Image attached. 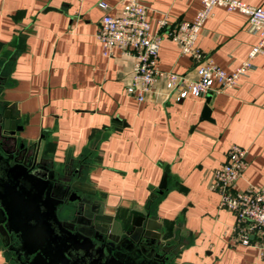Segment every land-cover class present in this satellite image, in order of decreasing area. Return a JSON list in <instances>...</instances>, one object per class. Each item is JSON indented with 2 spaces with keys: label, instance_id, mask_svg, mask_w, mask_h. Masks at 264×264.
<instances>
[{
  "label": "crops",
  "instance_id": "obj_1",
  "mask_svg": "<svg viewBox=\"0 0 264 264\" xmlns=\"http://www.w3.org/2000/svg\"><path fill=\"white\" fill-rule=\"evenodd\" d=\"M100 1L121 15L124 0H0V104L19 117L24 144L76 184L100 223L130 227L156 217L164 241L180 249L175 264H264L257 249L236 240L235 217L219 209L211 189L234 144L247 149L248 162L237 188L264 185V55L235 89L178 101L160 78L140 102L127 91L132 58L104 52L96 37ZM240 1L264 9V0ZM144 3L153 32L159 20L171 30L201 7L200 0ZM257 39L246 15L217 7L198 47L233 72ZM158 67L197 78L165 34ZM0 264H16L1 235Z\"/></svg>",
  "mask_w": 264,
  "mask_h": 264
},
{
  "label": "water",
  "instance_id": "obj_2",
  "mask_svg": "<svg viewBox=\"0 0 264 264\" xmlns=\"http://www.w3.org/2000/svg\"><path fill=\"white\" fill-rule=\"evenodd\" d=\"M18 120L0 104V235L16 264H175L180 249L167 245L156 217L130 227L100 223L76 184L48 169L36 146L26 147Z\"/></svg>",
  "mask_w": 264,
  "mask_h": 264
},
{
  "label": "built area",
  "instance_id": "obj_3",
  "mask_svg": "<svg viewBox=\"0 0 264 264\" xmlns=\"http://www.w3.org/2000/svg\"><path fill=\"white\" fill-rule=\"evenodd\" d=\"M201 7L191 21H181L171 30L166 19L158 21L159 31L153 32L148 19V8L144 0H124L121 15L111 16L109 5L100 1L98 6L104 12L99 21L96 37L104 52L119 50L133 60L129 94L143 101L156 81L165 79L166 86L176 100L189 96L201 98L209 93H222L240 85L242 78L254 68V60L264 55V9L240 0H200ZM217 7L228 12H240L247 16L257 43L247 59L228 72L206 58L198 47V39L207 19L214 15ZM172 40L182 55L188 56L194 64L197 78L187 79L174 72L162 71L158 67L159 50L163 35ZM247 149L234 144L227 153V159L215 170L211 189L219 194V209L233 213L236 240L246 247H254L264 260V185L249 184L240 190L238 181L248 168Z\"/></svg>",
  "mask_w": 264,
  "mask_h": 264
}]
</instances>
